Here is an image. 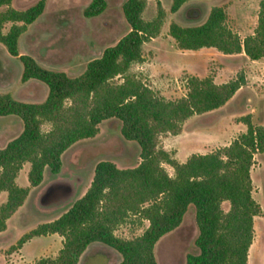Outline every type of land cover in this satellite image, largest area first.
<instances>
[{"label":"trees","instance_id":"1","mask_svg":"<svg viewBox=\"0 0 264 264\" xmlns=\"http://www.w3.org/2000/svg\"><path fill=\"white\" fill-rule=\"evenodd\" d=\"M46 1L17 9L12 0H0V43L21 61V81L35 79L48 88L41 102H25L0 92V116L12 114L22 121L21 132L0 147V192H6L0 204V231L30 188L41 183L45 168L57 173L63 152L96 135L101 121L116 118L121 122L120 133L138 144L140 161L129 168L98 161L83 195L55 219L23 233L7 253L34 236L56 233L62 237L56 255L40 256L32 264H77L93 242L117 251L121 256L117 264H158L155 244L181 224L193 205L197 251L187 253L184 264H247L253 219L261 213L252 196L250 169L254 155L264 152V123L254 124L249 114L244 115L239 121L245 131L227 145L191 153L182 162L159 146L162 134H179L192 115L224 105L245 84L244 73L221 83L211 76L188 75L185 95L175 99L164 98L131 73V64L144 59L142 45L159 34L164 9L158 0L157 13L150 20L143 17L146 0H124L122 12L129 30L91 59L81 74L70 76L46 68L18 48L20 36L42 14ZM186 1L172 0L170 10L177 11ZM106 6V0H90L83 15L97 16ZM226 18L223 7L212 6L202 23L171 22L168 34L180 49L214 47L225 54L243 52L251 60L264 58V0L259 1L253 33L244 38L226 25ZM44 124L49 128L44 130ZM26 162L28 185L20 186L16 177ZM162 163L173 168V175ZM224 201L229 204L227 210L222 208ZM130 216L147 220V226L135 237L117 235L116 228Z\"/></svg>","mask_w":264,"mask_h":264},{"label":"rangeland","instance_id":"2","mask_svg":"<svg viewBox=\"0 0 264 264\" xmlns=\"http://www.w3.org/2000/svg\"><path fill=\"white\" fill-rule=\"evenodd\" d=\"M36 1L12 0L11 5L17 9H24ZM89 1L47 0L42 14L29 24L20 36L19 52L30 54L46 68L61 70L70 76L81 74L91 59L99 57L104 48L113 45L129 30L122 12L124 0H106V9L101 14L85 17L83 9ZM158 1L164 9L159 34L142 45L144 59L142 62L131 64L129 68L131 73L136 74L166 99L185 95V80L188 75L211 76L216 83H221L243 72L246 78L245 84L249 82L246 88L241 89L232 100L216 112L208 111L192 115L183 123L181 132L177 135L162 134L159 137V146L176 157L173 146L178 143L181 159V154L188 151L190 146H192L189 149L191 153H207L227 145L225 143L240 133L232 123L240 122V117L244 115L249 114L254 124H262L263 117L259 111V102L256 101L258 99L255 97L264 90V73H260L264 71V60L253 61L243 52L225 54L214 47L180 49L168 34V26L171 22L181 26L198 25L206 19L212 6H221L227 14L226 25L240 38H244L254 31L260 0H188L175 12L170 10L172 0ZM156 13L157 0H146L143 17L150 20ZM7 27L8 24L4 30ZM4 53L8 55L6 48L0 43L1 64ZM12 59L16 61V66L14 64L9 66L11 68L8 70L6 80L10 79L11 91L17 92V99H21L19 94L22 93L18 92L25 84L20 80L23 65L18 58ZM119 80L120 78L115 79V81ZM29 81L30 83L22 90L27 97H22L33 102L44 100V95L48 91L47 86L34 79ZM1 119L0 131L4 132L0 133V147L22 130L20 118L14 117L9 121H5L7 118L4 117ZM211 120L216 121L211 125L209 132L218 138L206 141L208 132L195 131L202 128L201 123ZM240 125L243 130L245 125L243 123ZM98 126L99 131L96 135L75 142L63 152L62 165L57 173H51L45 168L41 183L32 189L23 206L6 221V228L0 231V264H32L36 257L56 255L60 245L55 243L54 238L46 235L25 242L20 249L10 254L7 250L23 233L40 223L55 219L66 211L89 186L94 166L98 161L110 160L119 168L134 167L138 164L140 161L138 144L122 137L121 122L118 119L103 120ZM42 128L46 130L49 125L44 124ZM228 133L229 137L221 138ZM203 145L207 146L203 148ZM254 157V164L250 169L252 196L260 204L261 213L253 219L254 237L248 250L247 264H264V152ZM162 165L170 175H173V168L169 164L162 163ZM29 167V163L26 162L19 172L17 182L20 186L28 185ZM72 187L73 193L68 200L50 207L39 205V200L48 201ZM5 199L6 192L0 193V204ZM228 207V202L224 201L222 208L227 210ZM147 224V220L130 216L116 228L115 233L125 238L135 237L142 233ZM197 234L194 207L189 205L181 224L162 236L155 244L154 253L157 263L184 264L186 254L197 251L194 243ZM94 247L104 250V246L99 244ZM110 258L113 263L115 256L112 255ZM91 259L95 263L106 262V258L100 254Z\"/></svg>","mask_w":264,"mask_h":264},{"label":"crops","instance_id":"3","mask_svg":"<svg viewBox=\"0 0 264 264\" xmlns=\"http://www.w3.org/2000/svg\"><path fill=\"white\" fill-rule=\"evenodd\" d=\"M152 39V38H151ZM12 58H18V57H16V56H11L9 53H8V55H6L5 53L3 54V61H2V64L0 63V92H3L4 91V93H10L14 98H16L17 99V92H13V91H11V83H10V79H8L7 78V80H6V75H7V73H8V70L11 68V67H9V66H12L11 64H16L15 62L16 61H13V59ZM19 60V59H18ZM262 60H264V58H260V59H257V60H253V61H262ZM16 66V65H15ZM260 73H264V71H260ZM21 74H22V72H21ZM258 75H259V73L257 74V78H258ZM261 78V77H260ZM20 80H21V75H20ZM29 80H32V79H29ZM29 80H26V81H22L23 83H25L24 84V86L22 87V88H20V90H19V92L18 93H20V91H21V93L22 94H19V95H21L20 96V98L21 99H18V100H22V101H25V102H33V101H30V100H25L22 96H25V94H24V92L22 91L24 88H25V86H27L29 83H30V81ZM35 80V79H34ZM38 81V80H37ZM248 81H247V85L245 84V85H242L237 91H236V93L228 100V101H230V100H232V98L238 93V92H240V90L241 89H243V88H246V86H248ZM245 86V87H244ZM8 89H10V90H8ZM263 89H264V87H263ZM46 95H47V93L44 95V97H46ZM19 97V96H18ZM25 97H27V96H25ZM255 98H257L258 100H256L257 102H259V111H261V115H262V117H263V119H262V123L264 122V90H263V93H260L259 92V94L255 97ZM227 101V102H228ZM226 102V103H227ZM225 103V104H226ZM222 106H224V105H222ZM222 106H220L219 108H222ZM219 108H216V109H213V111L212 110H210L211 112H216V110H219ZM209 111V112H210ZM208 112V111H207ZM251 112V111H250ZM263 113V114H262ZM1 117H4V118H7V119H5V121H9V120H11V118H16L17 116H15V115H6V116H0V120H2L1 119ZM186 121V120H185ZM216 120H211V121H208V122H205V123H201L200 125H201V127L202 128H199V129H197L195 132L196 133H198V132H203V133H207L208 132V134H207V136H206V141H210V140H213L214 138H218V136H216V135H213V133H210L209 131H210V128H211V125H213V123L215 122ZM240 123H242V122H233L232 124H235L236 125V127L235 128H238V131L237 132H244L245 131V129H246V126H245V128L242 130L241 129V125H240ZM230 125V124H229ZM245 125V124H244ZM231 131H233V130H231ZM4 131H0V133H3ZM229 135V133L226 135V136H221V138H223V137H227ZM236 135V134H235ZM229 137V136H228ZM230 142V141H229ZM229 142H227V143H225V144H228ZM178 143H176L174 146H173V149L175 150V156H176V158L179 160V161H184L187 157H188V155L192 152H190L189 151V149H191L192 148V146H190L189 148H188V151H186V152H184V153H182L181 154V159L179 158V155H180V152H179V148H178ZM207 146V145H206ZM206 146H204L203 145V148H205ZM258 153H256L255 155H257ZM254 159H255V157H254ZM20 172V171H19ZM18 176H19V173H18V175H17V177H16V182H17V179H18ZM17 184H18V182H17ZM37 186H35V187H32L30 190H29V194H30V192L32 191V189H34V188H36ZM85 191H86V189H85ZM84 191V192H85ZM3 192H5V191H2V192H0L1 194L3 193ZM83 192V193H84ZM83 193H82V195H83ZM28 194V195H29ZM28 195H27V197H28ZM26 197V198H27ZM26 200V199H25ZM25 202V201H24ZM24 202H23V204H24ZM23 204L21 205V206H19V208H21L22 206H23ZM18 208V209H19ZM17 209V210H18ZM16 210V211H17ZM15 211V212H16ZM14 212V213H15ZM13 213V214H14ZM12 214V215H13ZM11 215V216H12ZM10 216V217H11ZM9 217V218H10ZM58 217V216H57ZM8 218V219H9ZM7 219V220H8ZM42 236V235H41ZM41 236H34V237H32L30 240H28L27 242H29V241H31L33 238H36V237H41ZM44 236V235H43ZM46 236H50V237H52V238H54V240H55V243H59V248L61 247V245H62V242H61V240H62V237L61 236H59L58 234H56V233H53V234H48V235H46ZM96 244H99V246H104V250H100V249H96V247H94V245H96ZM96 251V252H95ZM97 254H100V255H103L106 259V262H104V263H95L91 258L92 257H94L95 255H97ZM115 256V258H113L114 259V262L112 263L111 262V258H110V256ZM36 258H38V257H36ZM35 259V258H34ZM120 259H121V256H120V254L117 252V251H115L113 248H111V247H109V246H107V245H105V244H103V243H99V242H93V243H91V244H89L86 248H85V250L83 251V253L80 255V257H79V260H78V262H77V264H117L119 261H120Z\"/></svg>","mask_w":264,"mask_h":264},{"label":"water","instance_id":"4","mask_svg":"<svg viewBox=\"0 0 264 264\" xmlns=\"http://www.w3.org/2000/svg\"><path fill=\"white\" fill-rule=\"evenodd\" d=\"M72 193H73V187L69 188V190H67L65 192L59 193L57 196L52 197L48 201H41L40 202V200H39V205L42 207H50L53 205L60 204L61 202L66 201L69 198H71Z\"/></svg>","mask_w":264,"mask_h":264}]
</instances>
